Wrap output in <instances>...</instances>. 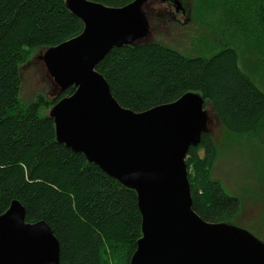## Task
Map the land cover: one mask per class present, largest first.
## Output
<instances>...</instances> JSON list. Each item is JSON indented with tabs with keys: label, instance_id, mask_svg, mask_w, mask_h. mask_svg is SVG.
I'll return each mask as SVG.
<instances>
[{
	"label": "trees",
	"instance_id": "trees-1",
	"mask_svg": "<svg viewBox=\"0 0 264 264\" xmlns=\"http://www.w3.org/2000/svg\"><path fill=\"white\" fill-rule=\"evenodd\" d=\"M90 1L123 6L133 0ZM148 1L153 17L166 5ZM181 1L192 23L207 29L208 41L174 14L157 21L196 38L195 56L157 42H135L113 47L95 69L119 105L135 112L187 92L203 95L229 142L225 148L245 154L251 144L264 155V0ZM83 28L65 0H0V215L17 201L26 223H46L59 243L60 264H129L141 238L135 192L59 142L48 116L75 88L51 100L40 95L27 102L19 95V64L37 48L56 46ZM241 51L258 59L257 73L243 68ZM217 155L209 132L188 151L192 210L204 222L242 227L237 198L211 179ZM252 162L264 169V162Z\"/></svg>",
	"mask_w": 264,
	"mask_h": 264
},
{
	"label": "water",
	"instance_id": "water-1",
	"mask_svg": "<svg viewBox=\"0 0 264 264\" xmlns=\"http://www.w3.org/2000/svg\"><path fill=\"white\" fill-rule=\"evenodd\" d=\"M146 1L105 6L65 0L83 31L39 56L57 95L75 88L48 110L56 139L135 192L141 238L129 264H264V244L257 238L241 227L204 222L192 210L185 160L209 132L204 96L187 92L135 112L119 105L95 69L113 47L146 35ZM172 5L175 13H184L179 0ZM0 264H60L49 226L26 223L17 201L0 215Z\"/></svg>",
	"mask_w": 264,
	"mask_h": 264
},
{
	"label": "rangeland",
	"instance_id": "rangeland-1",
	"mask_svg": "<svg viewBox=\"0 0 264 264\" xmlns=\"http://www.w3.org/2000/svg\"><path fill=\"white\" fill-rule=\"evenodd\" d=\"M179 1L185 10L181 14L173 12L169 4L164 5L160 9L159 7L162 6L161 2L153 0L154 5H161L156 9L158 16L153 17L149 12L151 2L147 0L142 6L143 13L148 21L147 33L137 42H157L173 48L186 56H195L197 53L193 43L196 38L190 39L184 34L182 35V30H178L170 22L165 25L157 21V18L162 16L167 18L170 14H174L172 17L176 20H181L180 22L184 23V28L192 25V30H195L196 33L199 30L202 31L208 41L209 34L207 29L198 22L192 23L193 21L188 18V8L183 5L181 0ZM190 2V0H184L186 5H190ZM195 31H192V34ZM46 49L45 46L37 48L27 61L20 63L18 66L20 78L19 95L27 102L34 101L40 95L46 100H51L59 91L44 62L39 58ZM240 55L243 68L254 74L257 73L259 69L258 59L245 51H241ZM205 111L207 113V128L212 141L218 147V155L213 165L211 179L218 181L225 193L237 198L239 202V222L242 227L240 225L233 226L245 228L249 232L264 234V169L256 168L252 165L253 159L264 162V155L257 149L255 150L254 147L252 148L251 144H249V150L247 149L245 154L242 152L240 154L238 152L235 153V150L225 148V145H228L229 142L224 141L226 136L210 103L205 106ZM244 140L242 139L241 141L244 142ZM220 148L222 149L221 153Z\"/></svg>",
	"mask_w": 264,
	"mask_h": 264
},
{
	"label": "flooded vegetation",
	"instance_id": "flooded-vegetation-1",
	"mask_svg": "<svg viewBox=\"0 0 264 264\" xmlns=\"http://www.w3.org/2000/svg\"><path fill=\"white\" fill-rule=\"evenodd\" d=\"M166 4H169L170 6H171V8H173V11H174V7H173V5H172V0H165L164 1ZM244 230H246L245 228H244ZM247 232H249L248 230H247ZM253 237H255V238H257L261 243H263V240H264V234H262V233H254V232H249Z\"/></svg>",
	"mask_w": 264,
	"mask_h": 264
},
{
	"label": "bare ground",
	"instance_id": "bare-ground-1",
	"mask_svg": "<svg viewBox=\"0 0 264 264\" xmlns=\"http://www.w3.org/2000/svg\"><path fill=\"white\" fill-rule=\"evenodd\" d=\"M184 12H185V10H184Z\"/></svg>",
	"mask_w": 264,
	"mask_h": 264
}]
</instances>
